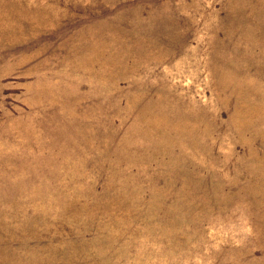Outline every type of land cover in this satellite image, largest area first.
<instances>
[{"label":"rangeland","instance_id":"rangeland-1","mask_svg":"<svg viewBox=\"0 0 264 264\" xmlns=\"http://www.w3.org/2000/svg\"><path fill=\"white\" fill-rule=\"evenodd\" d=\"M0 264H264V0H0Z\"/></svg>","mask_w":264,"mask_h":264}]
</instances>
